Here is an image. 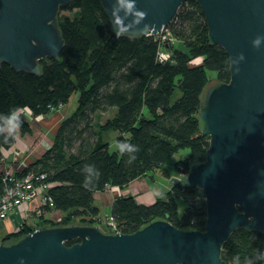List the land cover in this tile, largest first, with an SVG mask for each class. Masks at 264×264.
<instances>
[{
    "label": "trees",
    "instance_id": "1",
    "mask_svg": "<svg viewBox=\"0 0 264 264\" xmlns=\"http://www.w3.org/2000/svg\"><path fill=\"white\" fill-rule=\"evenodd\" d=\"M57 18L64 45L58 56L39 60V74L16 71L6 63L0 66V147L14 144L16 132L6 124L13 109L27 108L32 116H44L78 93L75 110L59 122L45 152L13 170L15 177L30 170L44 172L45 182H56L45 191L53 205L40 204L39 212H34L36 225L21 224L17 233L0 236L3 243L44 225H98L94 191L122 188L157 168L167 176L162 163L180 149H188L174 162L181 174L203 161L208 135L201 133L198 111L209 86L206 70L216 72V83L229 79L228 56L211 43L195 1L183 2L165 26L163 32L173 41L113 30L100 0H70L59 7ZM174 39L182 48L173 44ZM161 51L168 57L160 59ZM108 108L111 116L94 121L98 111ZM110 130L116 132V145L127 142L138 151L126 149L121 154L117 147L110 151L103 136ZM17 131H30V123L21 116ZM4 170L0 169V197L11 184ZM179 200L184 203L181 208ZM51 209L60 210L61 216H45ZM108 215L123 233L154 219L180 229L203 230L206 207L202 191L180 178L150 204L137 202L130 194L115 196ZM220 257L226 264H264V235L237 228L223 242Z\"/></svg>",
    "mask_w": 264,
    "mask_h": 264
},
{
    "label": "water",
    "instance_id": "2",
    "mask_svg": "<svg viewBox=\"0 0 264 264\" xmlns=\"http://www.w3.org/2000/svg\"><path fill=\"white\" fill-rule=\"evenodd\" d=\"M69 1L0 0V66L39 74V60L58 56L64 45L57 16ZM186 1L100 3L113 30L149 35ZM191 1L201 8L211 43L229 59V79L206 87L198 111L208 135L205 158L181 175L204 195V229L164 219L129 233L96 224L44 225L0 242V264H226L221 246L233 230L264 235V0Z\"/></svg>",
    "mask_w": 264,
    "mask_h": 264
},
{
    "label": "crops",
    "instance_id": "3",
    "mask_svg": "<svg viewBox=\"0 0 264 264\" xmlns=\"http://www.w3.org/2000/svg\"><path fill=\"white\" fill-rule=\"evenodd\" d=\"M61 115L63 116L61 112L48 113L44 116L41 115V119H39L38 116H33L37 120L32 119V117H23L30 123V131L15 133L14 144L9 148H5L1 152L2 155H5L4 151H7L6 154L10 153L5 161V165L9 164L8 166H10L8 169H21L26 164L39 158L45 152L52 142L53 136L50 137L49 134L54 133L56 126L60 122L58 118L61 117ZM4 166H0V169L7 168ZM158 169L133 179L122 188L117 186H108L102 191H94V204L99 208V210V203H101V205H108L110 209V204L115 196L127 194L134 196L137 202L143 204L152 203L155 195L163 192L165 189L167 190L173 183V181H169V179L173 178V175H171L169 171V174L166 176L162 174L161 171L159 172ZM38 203V197L33 198L29 203V210L31 212L30 215H32L31 220L33 217L32 211H35V206ZM52 214H59L57 216L58 218L61 216L59 211L55 213V209H51L46 212L45 216L55 219ZM18 219L17 212L9 213L8 217L0 223V232H2L0 236L13 233ZM31 222H34V220L26 221L27 224L33 226L34 223ZM100 224L101 223H99L98 226H100Z\"/></svg>",
    "mask_w": 264,
    "mask_h": 264
},
{
    "label": "built area",
    "instance_id": "4",
    "mask_svg": "<svg viewBox=\"0 0 264 264\" xmlns=\"http://www.w3.org/2000/svg\"><path fill=\"white\" fill-rule=\"evenodd\" d=\"M167 57V52L161 51L159 53L160 59H165ZM60 105H62V103H59L57 106ZM51 109L53 110L54 108L51 107L50 110ZM18 110V116L33 117L27 108H21ZM4 149L5 148L0 147V152H2ZM45 175L46 174L44 172L30 170L20 177H15L13 175V169L4 170V177L7 178L11 182V184L7 187L4 194L0 197V222L8 217V214L11 212H17L21 217H23L24 211L28 210L29 208L30 201L36 197L39 198V203L35 206V210L37 212H39L38 207L42 203L47 202L50 206L53 205L50 196H47L45 194V191L50 186L55 185L56 182H45ZM107 218V222L111 228V232L118 231L116 229L113 218L110 215H108Z\"/></svg>",
    "mask_w": 264,
    "mask_h": 264
},
{
    "label": "rangeland",
    "instance_id": "5",
    "mask_svg": "<svg viewBox=\"0 0 264 264\" xmlns=\"http://www.w3.org/2000/svg\"><path fill=\"white\" fill-rule=\"evenodd\" d=\"M62 13H67V11H62ZM166 28L164 27L162 30H160L158 33H156V35H157V37L162 41V40H170L171 39V41H173V38H172V36L168 33V32H163L164 30H165ZM173 44L175 45V46H177V47H179V48H182V46H181V44H180V42L179 41H177V40H175L174 39V42H173ZM206 73H207V76L209 77V81H208V83H207V85H210L214 80H215V75H216V72L214 71V70H206ZM77 95H78V93L77 92H73L72 94H71V96L69 97V99L64 103V104H62V105H60V106H56L53 110L51 109L50 110V112L49 113H54V112H61L62 114H63V116L61 115V117H59L58 118V120H62L64 117H66V116H69L74 110H75V108H76V106H77ZM112 109L111 108H108V109H104V110H102V111H98L97 113H96V117H95V120L94 121H101V120H103V119H105L106 117H109V116H111L112 115ZM29 118H31V117H29ZM38 118L39 119H41V115L40 116H38ZM32 119H34V120H37V119H35L34 117H32ZM59 125V124H58ZM58 125L56 126V128H55V131H56V129H57V127H58ZM14 131L16 132V133H18V131H17V128H15L14 129ZM55 131H54V133H55ZM54 133H51V134H49V136L50 137H52L53 135H54ZM53 134V135H52ZM115 134H116V132L115 131H113V130H110V131H106V132H104L103 133V136L106 138V140H108V142H109V150L110 151H113V150H115L116 149V143H115ZM187 151H188V149L187 148H184V149H180L179 151H177V152H175L172 156H170L169 158H167L164 162H163V166L165 167V168H167L168 169V171L171 173V175H173V178H171V179H169V181L170 182H172L173 181V183L175 182V181H177L178 179H180L181 178V173L180 172H178L176 169H175V167H174V162L181 156V155H184L185 153H187ZM4 153H5V155H2L1 154V152H0V166H4L6 163H5V161H6V158L10 155V153L9 154H6L7 153V151H4ZM9 165V164H8ZM8 165H5L4 167H7L6 169H8L10 166H8ZM158 169V168H157ZM2 170H4V169H2ZM159 170V169H158ZM159 172H160V170H159ZM172 183V184H173ZM164 191H166V189L164 190ZM163 191V192H164ZM163 192H161V193H163ZM161 193H159V194H161ZM158 195V194H157ZM156 196V195H155ZM155 196H154V198H155ZM99 206H100V210H99V214H100V217H101V221H100V226L106 231H108V230H110L111 231V228H110V226L108 225V222H107V217H108V214H109V206L108 205H101V203H99ZM184 206V203H183V201L182 200H179V207L181 208V207H183ZM59 211L60 212V210H58V209H55V213H57V211ZM36 211V210H35ZM35 211H32V214H33V217H32V220H34V222H31V223H34V225H36V220L38 219L37 218V216L36 215H34V212ZM30 210H29V208H28V210H25L24 211V216L23 217H21L20 216V214L19 213H17V215H18V221L16 222V226H15V230H14V232L13 233H17L18 231H19V229H20V227H21V224H23V223H26V221H32L31 220V216L32 215H30ZM36 213H38L37 211H36ZM61 213V212H60ZM59 214H57V215H54V214H52V216L56 219V218H58L57 216H58ZM1 222H3V221H1ZM0 222V223H1ZM18 227V228H17ZM1 231V230H0ZM1 233L2 232H0V235H1Z\"/></svg>",
    "mask_w": 264,
    "mask_h": 264
},
{
    "label": "clouds",
    "instance_id": "6",
    "mask_svg": "<svg viewBox=\"0 0 264 264\" xmlns=\"http://www.w3.org/2000/svg\"><path fill=\"white\" fill-rule=\"evenodd\" d=\"M18 109H13L9 114H8V119L6 120V124L9 128V130H14L15 128L18 127ZM117 149L119 150V152L121 154H124L125 150L127 149L128 151H138V147L135 146L133 147L132 145H130L127 142L124 143H118L116 145ZM132 159H135V157H133Z\"/></svg>",
    "mask_w": 264,
    "mask_h": 264
}]
</instances>
